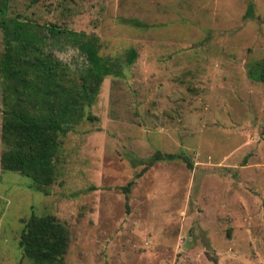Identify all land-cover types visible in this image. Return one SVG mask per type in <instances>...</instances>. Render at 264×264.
<instances>
[{
	"label": "rangeland",
	"instance_id": "rangeland-1",
	"mask_svg": "<svg viewBox=\"0 0 264 264\" xmlns=\"http://www.w3.org/2000/svg\"><path fill=\"white\" fill-rule=\"evenodd\" d=\"M7 14L137 56L62 137L48 194L0 165V264H32L20 230L46 214L68 230L63 264H264V0H8ZM2 110L0 82V156Z\"/></svg>",
	"mask_w": 264,
	"mask_h": 264
},
{
	"label": "trees",
	"instance_id": "trees-1",
	"mask_svg": "<svg viewBox=\"0 0 264 264\" xmlns=\"http://www.w3.org/2000/svg\"><path fill=\"white\" fill-rule=\"evenodd\" d=\"M7 9L8 0H0V165L2 170L29 177L32 189L48 194L47 188L56 178L55 161L62 137L83 118L82 109L91 106L103 79L122 76L123 63H133L137 53L128 49L124 62L119 57L103 56L94 34L9 17ZM57 37L86 54V70L77 73L56 59L49 42ZM87 118L92 115L87 113ZM175 156L156 152L152 160H172ZM68 241L67 228L54 215H31L23 222L18 245L32 264H63Z\"/></svg>",
	"mask_w": 264,
	"mask_h": 264
},
{
	"label": "clouds",
	"instance_id": "clouds-1",
	"mask_svg": "<svg viewBox=\"0 0 264 264\" xmlns=\"http://www.w3.org/2000/svg\"><path fill=\"white\" fill-rule=\"evenodd\" d=\"M50 51L59 62L66 64L72 71H84L89 66L86 54H82L78 47L66 45L62 51L58 48Z\"/></svg>",
	"mask_w": 264,
	"mask_h": 264
}]
</instances>
